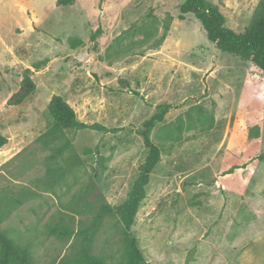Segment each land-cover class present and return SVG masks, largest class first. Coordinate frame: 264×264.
I'll return each mask as SVG.
<instances>
[{"label":"rangeland","instance_id":"1","mask_svg":"<svg viewBox=\"0 0 264 264\" xmlns=\"http://www.w3.org/2000/svg\"><path fill=\"white\" fill-rule=\"evenodd\" d=\"M55 1L0 0V230L26 246L25 264H74L85 247L121 264L123 226L99 211L127 199L142 124L164 104L130 226L143 264H264V76L192 13L178 19L184 0ZM211 1L243 29L257 0ZM25 69L34 90L8 104ZM55 94L107 130L49 134Z\"/></svg>","mask_w":264,"mask_h":264},{"label":"trees","instance_id":"2","mask_svg":"<svg viewBox=\"0 0 264 264\" xmlns=\"http://www.w3.org/2000/svg\"><path fill=\"white\" fill-rule=\"evenodd\" d=\"M56 5L71 4L72 0H56ZM186 13H192L200 22L206 36L221 51L250 62L264 76V0H257L251 18L243 29H236L227 21V14L224 4L211 0H184L179 6L178 19H184ZM173 17L166 13L164 17V32L158 43L165 37ZM131 30V29H130ZM125 30L122 35L114 41L121 42L125 34L130 33ZM102 33L97 28L91 33V38L95 39ZM148 39V33L144 39ZM29 70L25 69L20 86L7 100L8 104H19L34 90ZM168 104H164L163 109L153 113L142 124L140 131L144 145L147 148V157L138 168V175L127 199L117 206L104 204L101 206L98 217L102 215L117 216L123 226V247L124 253L121 264H143V257L137 245L136 238L130 232V226L136 213L140 199L144 195V186L148 182L149 174L154 165L159 160L160 150L157 144L150 139V130L156 122L163 119L167 111ZM48 111L51 117V127L49 134H56L67 128L83 129L90 128L98 131H106L107 128L97 122L86 124L76 118L73 108L60 96L52 95L48 103ZM7 139L0 134V147L6 143ZM264 158V151L261 154ZM29 259V252L26 246L15 241L10 236L0 230V264H25ZM74 264H105L100 256H95L85 247L81 253L73 260Z\"/></svg>","mask_w":264,"mask_h":264}]
</instances>
